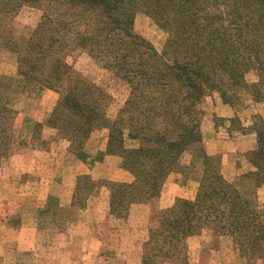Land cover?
Masks as SVG:
<instances>
[{
  "label": "trees",
  "instance_id": "obj_1",
  "mask_svg": "<svg viewBox=\"0 0 264 264\" xmlns=\"http://www.w3.org/2000/svg\"><path fill=\"white\" fill-rule=\"evenodd\" d=\"M84 1L93 12L99 11L107 19L105 50L112 43L125 46L117 37L129 31L130 22L123 25V15L117 13V1ZM149 2L151 16L160 21L167 19L170 24L168 47L174 51L175 60L168 65L155 54L138 51L127 57L116 51L120 56L114 57L113 66L107 65L132 88L117 119L106 126L108 153L121 159V168L134 180L131 185L110 187L112 215L119 208L127 212L131 205H150L156 201L164 180L175 171L182 156L201 147L198 105L207 93L215 91L225 100L227 93L234 95L236 88L247 86L244 76L254 70L258 82L251 88L264 101V0ZM113 31L119 33L115 36ZM142 48L151 54L147 45ZM19 56L18 77L29 85L35 83L40 88L53 89L69 77L68 69L58 62L52 67L31 68L28 58ZM40 78L43 79L39 81ZM69 87L64 89V98L49 119L52 125L62 123L56 126L57 134L76 149L105 121L98 101L90 99L97 96L98 89L84 87L86 101L74 102L78 100L71 98ZM254 134L256 148L246 154L252 171L235 182L228 181L220 171L206 166V161L213 162L214 158H206L195 200H177L169 209L154 213L152 220L156 224L148 231L147 243L151 245L160 238L159 253L163 259H173L181 252L186 237L205 230L213 239L230 237L243 258L264 260V206L257 200V191L264 186L263 121L255 125ZM126 142L132 146L126 148ZM10 144L7 126L0 133V161L7 158ZM202 154L203 151L197 157ZM155 254L145 253L143 264H151Z\"/></svg>",
  "mask_w": 264,
  "mask_h": 264
},
{
  "label": "rangeland",
  "instance_id": "obj_2",
  "mask_svg": "<svg viewBox=\"0 0 264 264\" xmlns=\"http://www.w3.org/2000/svg\"><path fill=\"white\" fill-rule=\"evenodd\" d=\"M115 1H117V13L121 16L125 15L121 18L124 21L123 25H128L130 22L127 27L129 31L120 33L117 37L125 46L121 48L120 45L112 43L110 49L105 50L108 34L107 19L96 10L101 14L99 18L98 13L93 12V8L84 0H0V133L9 126L11 136L8 151L10 155L0 161V264H138L142 254L144 256L145 253L149 255L156 253L150 260L151 264L171 261V264H186L188 258L190 261L200 258V264H212L219 258L224 262L234 257L243 258L235 249L230 237L220 236L213 239L211 234L204 230L186 237L181 252L179 251L173 259H163L159 253L162 247L160 238L156 243L152 241L151 245L147 243L148 231L155 223V220H152L154 213L164 211V207L159 209L161 206L158 203L159 198L146 207L138 208L131 205L127 212H122L119 208L112 217L105 215L103 218L93 217L96 212H101L104 200L102 201L97 195L100 185L90 184L85 176L64 177L61 181L66 191V196L60 202L61 205L69 204L70 194L74 188L72 208L75 207L76 210V215L73 214L76 223L73 227L65 226L66 215L61 213V218L54 222L53 226L56 228H52V232L48 228L39 229L35 205L30 201L26 203L33 198L28 194H37V191H32L37 187L30 185L26 188L19 159L33 149L43 152L58 149L59 152H64V147H71V143L59 135L54 140L50 139L49 133L57 132L56 126L62 124L59 122L52 125L49 116L54 110L35 128L34 138L31 140L33 148L24 142L23 134L27 133L24 123L18 128L20 133H16L15 138V119L19 121L22 117L28 119L38 111L42 112L40 104L44 99L47 104L54 103L53 95H51L53 98H49L39 93L47 88H40L42 86L35 83L29 85L23 79H19L20 54L28 58L27 64L31 68H40L44 65L52 67L54 62L64 65L63 68L68 69L69 77L59 87L65 89L70 86L69 93L73 95L71 98L77 97L78 100H73L74 102L86 101L84 87L91 86L98 89L97 96L93 94L90 99L97 100L102 107L105 122L101 127L93 130V133L91 132V137L88 139H91L93 145H99L101 131L104 129L108 131L106 126L117 119L132 89L121 75H116L115 71L107 66L109 64L113 66L114 57L120 56L119 54L128 57L130 54L143 51L147 55L155 54L158 60L168 65L175 60L174 51L168 47L170 24L167 19L160 21L151 16L152 5H149V0ZM109 31L111 32V29ZM117 33L119 31H113L115 36ZM141 42L152 50L151 54L142 48L144 44L142 45ZM116 51H119V54ZM42 79L40 78L39 81ZM244 80L247 86L236 88L234 95L227 93L225 100L215 91L207 93L198 105L199 124L201 125L204 116L212 110V107L219 104L236 111L234 128H239L241 125L248 127L249 122L250 131L254 134L255 125L264 122V101L256 97L255 91L251 88V85L258 82L257 73L254 70L247 71ZM215 123L219 125L221 121L216 120ZM42 131H44L42 138L38 139L37 136ZM131 146L130 143H125L126 148ZM200 148L202 149L196 147L191 152L185 153L178 166L186 165L193 157L199 156L202 153ZM247 153L237 156L236 161L234 157L223 158L222 155H217L212 157L213 162L211 159L207 160L206 166H212V169L220 171L224 179L235 182L239 176L252 171L248 164ZM32 158L35 159L36 156L32 155ZM13 159L16 161L14 167L17 168L14 173L4 170ZM176 171L177 167L166 177L161 190L162 187L164 190L169 180L173 179V183L178 182L175 177ZM45 192L46 189L43 187L41 194L44 195ZM49 192H53L52 188ZM257 200L264 206V186L257 191ZM51 203V201L46 202V204ZM86 203L89 204V214L82 212ZM58 209L60 211V206ZM97 229L100 235L101 230L104 231L102 237L97 235L101 241L96 243L92 238V241L87 239V230L92 234ZM207 236L210 238L202 246L200 255L198 257L197 254L192 255L194 247L205 241L198 238ZM221 237L231 241L233 251L229 253L223 249L220 251L218 241ZM174 245L179 246V243ZM246 260L250 263L256 262L248 258ZM262 262L264 263V260Z\"/></svg>",
  "mask_w": 264,
  "mask_h": 264
},
{
  "label": "crops",
  "instance_id": "obj_3",
  "mask_svg": "<svg viewBox=\"0 0 264 264\" xmlns=\"http://www.w3.org/2000/svg\"><path fill=\"white\" fill-rule=\"evenodd\" d=\"M39 93L41 95L48 96L49 98L54 97V103L52 105L47 104L44 99L42 100V104H40L42 105V112L39 113L38 111L28 119L22 117L20 121L17 119L14 121V136L16 133H20L18 128H20L23 123L24 126L27 127V133L23 134V138L25 139L24 142H26V145L29 147H32L31 140L34 138V129L36 126L41 124L46 116L61 103L65 94L64 88L62 86H58L53 89H45ZM51 95H53V97ZM235 116L236 111L234 109L219 104L212 107V110L204 116L200 125L203 156L193 157L186 165L177 167L176 176H174L177 178L178 182L175 181L173 183L172 181L174 180L172 179L166 183L164 190L162 187L158 199V203L161 204L159 209L164 207V210H167V208L169 209L172 207V205L177 200H195L203 176L206 158L222 155L223 158L234 157L236 161L237 156L254 150L255 136L253 132L250 131L251 124L248 122V127L247 125H241L239 128H234L233 120ZM216 120H220L221 123L216 125ZM247 128L248 132H246ZM43 132L44 131L40 132V134L37 136L38 139L42 138L41 136ZM92 133H90L89 136L82 142V145L76 149L68 146L64 147V152H59L58 149H50L47 152L33 149L31 152L27 151L26 154L23 155L21 159H19L20 166L22 167L21 174L25 179L24 183L26 184V188L30 185L37 187L36 189L32 190L37 191V194H28V196L33 198L27 200L26 203H29L30 201L35 205V215L37 217V225L39 229L48 228L52 232V228H56L53 226L54 222L56 223L61 218V213H65L66 215V217H64V219L66 218L64 222V224H66L65 226L69 225L73 227L76 223V220L73 218V214H75L76 210L74 209L75 207L72 208L74 188L70 194L69 204H60L61 200L64 199L63 197L66 196V191L64 190L62 185L63 183L61 182L64 177L77 176L76 178H79V176H85L90 184L100 185L97 195L100 196L102 201L104 200V207H101L100 213L96 212V214H93V217L100 216L101 218H103L104 215L112 217L110 212V187L112 185H131L134 182L133 177L121 168V159L108 153V131L105 129L101 131V140L98 142L99 145H93L91 139H88L91 137L90 135ZM49 134L51 140H54V138L58 137L57 132H50ZM103 134L105 135L104 138ZM16 137L17 136H15V138ZM9 155L10 154H8V156ZM32 155H35L36 158L33 159ZM34 163L36 164L33 165ZM15 164L16 161L13 159L10 161L8 167H6L4 170H9L14 173V171L17 169L14 167ZM32 171H35V173ZM58 183H60L59 186ZM43 187L46 189L44 195L41 194ZM51 188L53 192H49ZM47 201H51L52 203L46 204ZM59 206L60 211H58ZM83 206L84 210L82 209V212L84 211V214H89V204L86 203ZM134 206L141 208L146 207L147 205L138 204ZM98 229L92 234L89 232V230H87V239L89 238L91 240L92 238L93 242H100L101 239L98 238L97 235L102 237V233L104 231L102 229L100 235V229ZM209 238V236L205 238H198L201 241H205L198 244L196 248L194 247L192 255L197 254L198 257L200 255L202 246L208 242ZM218 242L220 244V251L222 249L226 251V253L233 251L232 243L228 240V238L221 237ZM185 262L186 264H200L201 260L200 258H197L196 261L194 259L190 261L188 258V260ZM138 264H143V254L141 261L139 260ZM164 264H171V262H166ZM212 264L264 263L262 261L250 263L248 260H246V258L234 257V259L227 260L225 262L221 261L219 258L214 260Z\"/></svg>",
  "mask_w": 264,
  "mask_h": 264
}]
</instances>
